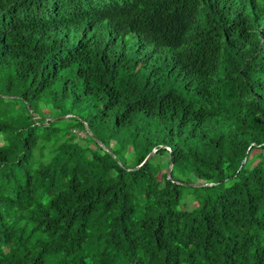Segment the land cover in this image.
Wrapping results in <instances>:
<instances>
[{
  "label": "trees",
  "instance_id": "obj_1",
  "mask_svg": "<svg viewBox=\"0 0 264 264\" xmlns=\"http://www.w3.org/2000/svg\"><path fill=\"white\" fill-rule=\"evenodd\" d=\"M0 264H264V0H0Z\"/></svg>",
  "mask_w": 264,
  "mask_h": 264
},
{
  "label": "rangeland",
  "instance_id": "obj_2",
  "mask_svg": "<svg viewBox=\"0 0 264 264\" xmlns=\"http://www.w3.org/2000/svg\"><path fill=\"white\" fill-rule=\"evenodd\" d=\"M81 137H85L86 136V134L85 133H83V132H80V134H79ZM113 144H114V142H113Z\"/></svg>",
  "mask_w": 264,
  "mask_h": 264
},
{
  "label": "water",
  "instance_id": "obj_3",
  "mask_svg": "<svg viewBox=\"0 0 264 264\" xmlns=\"http://www.w3.org/2000/svg\"><path fill=\"white\" fill-rule=\"evenodd\" d=\"M150 158V156L148 157V159ZM172 167V166H171ZM171 172H172V168H170V170H169V175L171 174Z\"/></svg>",
  "mask_w": 264,
  "mask_h": 264
}]
</instances>
